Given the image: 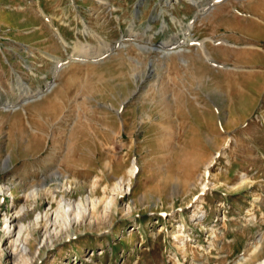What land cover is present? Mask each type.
Returning <instances> with one entry per match:
<instances>
[{
	"label": "rangeland",
	"instance_id": "obj_1",
	"mask_svg": "<svg viewBox=\"0 0 264 264\" xmlns=\"http://www.w3.org/2000/svg\"><path fill=\"white\" fill-rule=\"evenodd\" d=\"M138 1L0 0V264L264 261V0Z\"/></svg>",
	"mask_w": 264,
	"mask_h": 264
},
{
	"label": "bare ground",
	"instance_id": "obj_2",
	"mask_svg": "<svg viewBox=\"0 0 264 264\" xmlns=\"http://www.w3.org/2000/svg\"><path fill=\"white\" fill-rule=\"evenodd\" d=\"M177 1V0H176ZM195 3V2H194ZM196 4V3H195ZM190 35H191V32H190V30L189 31H186L185 33H184V38H182L181 40H180V44H185V43H187V41L189 40L190 41ZM215 42V41H214ZM193 43H195V42H193ZM163 45H164V43H163ZM197 45L198 46H201L202 45V42H200V43H197ZM203 45H204V43H203ZM119 47V46H118ZM164 47V46H163ZM202 47V49L204 50V46H201ZM117 48V47H116ZM114 49V48H113ZM79 59V56L78 57H76V58H74V60L75 61H77ZM80 60V59H79ZM82 60V59H81ZM208 61H211V58L209 59L208 58ZM66 64H64V65H62L61 67H64ZM61 67L59 68V69H61ZM51 87H52V85L50 84L49 86H48V88L46 89V91H45V93H47V92H49V90L51 89ZM31 96V95H30ZM21 99V98H20ZM21 100H24V97H22V99ZM27 100V99H26ZM126 105V104H125ZM121 112V111H120ZM213 163H214V161L213 162H211V163H209L208 164V166H207V168H206V173H209V171H210V169L212 168V166H213ZM138 167H137V163H134L133 164V167L129 170V172H128V175H129V179H124V178H120L119 180H120V183H121V185H123V183H126L127 182V184H128V188H130V186H131V184H132V181H133V179H134V177L136 176V173L138 172ZM201 180V179H200ZM249 185V182H248V178H247V176L246 175H244L243 177H241L240 178V183H239V186H238V188H241V187H246V186H248ZM235 188H236V186H235ZM211 188H210V185H209V183H205V185H203V194L204 193H207L209 190H210ZM234 189V188H233ZM2 189H0V191H1ZM41 193H42V190L40 191V190H38V189H36V190H34L33 192H32V194L30 195V197L31 196H33V195H35L34 196V200H37L40 196H41ZM37 195H38V197H37ZM33 198V197H32ZM195 198V197H194ZM197 199H199V198H197ZM35 202V201H34ZM62 202H64V200H62ZM61 202V203H62ZM31 205V204H30ZM29 205V206H30ZM63 205V207L65 206V204H62ZM31 206H33V205H31ZM30 206V207H31ZM196 208H197V211H196V213L195 214H198V213H200V211H202V209H201V205H197L196 206ZM56 214H57V212H55ZM19 214H21V213H18L17 215H16V218H15V222H19L20 223V221H21V216H19ZM29 215V213L28 212H25L24 214H23V217H25V216H28ZM255 218V217H254ZM253 218V219H254ZM49 235V233H47V236ZM31 237V238H30ZM35 238V236L34 235H32V234H30L29 233V236L26 238V240H25V242L23 243V247L21 248V261H22V264H32V262H33V260H34V245H35V242L33 241V240H35L34 239ZM31 239V240H30ZM51 240H52V238H50V237H48V239H47V241H49V242H51ZM53 243V242H52ZM46 248H48V247H46ZM46 248H44V249H46ZM263 249H264V236H261V238H259L258 239V241H257V244H256V248H255V254L254 255H256V253H260V252H262L263 251ZM248 260H250V259H248ZM253 260V259H252ZM21 264V263H20ZM259 264H264V261H261Z\"/></svg>",
	"mask_w": 264,
	"mask_h": 264
},
{
	"label": "water",
	"instance_id": "obj_3",
	"mask_svg": "<svg viewBox=\"0 0 264 264\" xmlns=\"http://www.w3.org/2000/svg\"><path fill=\"white\" fill-rule=\"evenodd\" d=\"M145 0H139L138 2H137V4H136V8H139V6L144 2ZM5 105H0V108H6V107H4ZM8 107V106H7ZM9 107H11V108H17L16 107V105H11V106H9Z\"/></svg>",
	"mask_w": 264,
	"mask_h": 264
}]
</instances>
